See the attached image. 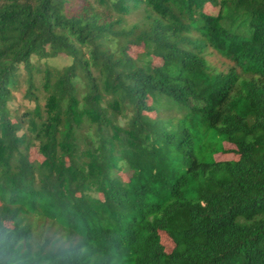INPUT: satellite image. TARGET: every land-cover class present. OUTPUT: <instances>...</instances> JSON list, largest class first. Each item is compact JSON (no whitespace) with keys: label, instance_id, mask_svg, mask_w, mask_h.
<instances>
[{"label":"trees","instance_id":"16d2710c","mask_svg":"<svg viewBox=\"0 0 264 264\" xmlns=\"http://www.w3.org/2000/svg\"><path fill=\"white\" fill-rule=\"evenodd\" d=\"M0 264H264V0H0Z\"/></svg>","mask_w":264,"mask_h":264},{"label":"rangeland","instance_id":"374dc122","mask_svg":"<svg viewBox=\"0 0 264 264\" xmlns=\"http://www.w3.org/2000/svg\"><path fill=\"white\" fill-rule=\"evenodd\" d=\"M205 11L208 13L215 12L216 7L212 6L211 4H207L205 6ZM142 51H144V45L142 43L141 44L132 43L129 45L128 55L133 58H136L138 55H140ZM204 55L207 58L211 68L216 71H227L230 66L234 65L233 62L229 61L228 59L220 55L211 47H209L205 51ZM150 59H151L152 70L150 71L149 74L153 75L155 73L156 68H167V66L174 61V56L152 55ZM70 61H71L70 57L62 53L57 57L41 60L40 64L41 66L47 65L54 68H63L64 66L68 65ZM26 89H27L26 72L23 71L21 77L19 78V83L13 88V93L15 96L13 106L17 110L18 115H21L22 111L31 109L35 106V102L28 99L25 96ZM146 101L148 105H152L153 103L151 97H148ZM150 114L154 115L155 110H152ZM184 114L187 113L185 112ZM217 146H220L222 149L219 151H215L217 149ZM210 151H213L211 160L217 164H223L225 162H236L240 158V155L236 152V146L232 143V141L229 138L204 140V142L201 144L200 148L198 149L199 158H201V160L204 161L207 160ZM29 159L31 163L38 164L43 160V157L38 152V150L34 146H32L29 151ZM119 175L122 176L126 181L128 180V176L125 173L121 172ZM159 239L167 252H171L174 249V247H176V241L172 239L165 231H159Z\"/></svg>","mask_w":264,"mask_h":264}]
</instances>
